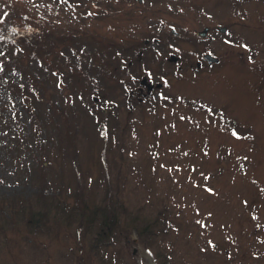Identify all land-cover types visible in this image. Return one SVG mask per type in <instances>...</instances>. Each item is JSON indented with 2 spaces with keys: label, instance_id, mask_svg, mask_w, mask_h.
Listing matches in <instances>:
<instances>
[{
  "label": "rangeland",
  "instance_id": "1",
  "mask_svg": "<svg viewBox=\"0 0 264 264\" xmlns=\"http://www.w3.org/2000/svg\"><path fill=\"white\" fill-rule=\"evenodd\" d=\"M163 255L264 264V0H0V264Z\"/></svg>",
  "mask_w": 264,
  "mask_h": 264
},
{
  "label": "trees",
  "instance_id": "2",
  "mask_svg": "<svg viewBox=\"0 0 264 264\" xmlns=\"http://www.w3.org/2000/svg\"><path fill=\"white\" fill-rule=\"evenodd\" d=\"M52 29L53 28H49L48 31L49 33L52 32ZM37 30L35 29V27L33 28H29V27H26L25 31H24V34L22 37L19 36V39L20 41H29V44L30 46H32L33 48L35 49H38L39 48V45L38 43L40 44L41 40L39 39H42L44 38V34H42L41 36L37 35ZM47 34V32L45 33ZM17 85H20V86H17ZM13 90H14V94L17 95V97H19V99L23 102V106L26 107V111L27 112H30V118H35L34 116V113L32 111V107H28V105L30 104V100H28L27 96L30 95L29 91H28V88L25 87L24 84H15L13 85ZM52 110H50L49 112H51ZM34 116V117H33ZM108 204L102 206V226H100L99 228V232L97 235L101 236L102 234V238L107 241L106 238H108V236H111L112 233V228H113V224L115 223V221L117 220V214H114V209L112 207V204L109 203V202H106ZM44 217H45V213H44ZM41 218V217H39ZM94 218V217H93ZM92 218V219H93ZM146 228H149V225L145 224L143 228H140L139 229V235L140 237H142L143 234H148L144 229ZM145 241V240H144ZM147 241V240H146ZM147 243H150V242H147ZM160 262L162 264H169L167 262V258L166 256L163 255V260H160ZM166 262V263H165Z\"/></svg>",
  "mask_w": 264,
  "mask_h": 264
},
{
  "label": "water",
  "instance_id": "3",
  "mask_svg": "<svg viewBox=\"0 0 264 264\" xmlns=\"http://www.w3.org/2000/svg\"><path fill=\"white\" fill-rule=\"evenodd\" d=\"M217 30L219 32H224L225 28L224 27H217ZM206 31H207V28H204L202 31L197 32V36H199V37L205 36ZM172 33H174V31H172ZM203 59L206 61V63L208 65H210L211 63H217L218 62V59L215 58V57H211L210 54L209 55L208 54H204L203 55Z\"/></svg>",
  "mask_w": 264,
  "mask_h": 264
}]
</instances>
